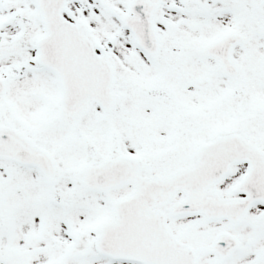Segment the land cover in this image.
<instances>
[{
  "label": "snow or ice",
  "instance_id": "6c2138e0",
  "mask_svg": "<svg viewBox=\"0 0 264 264\" xmlns=\"http://www.w3.org/2000/svg\"><path fill=\"white\" fill-rule=\"evenodd\" d=\"M0 264H264V0H0Z\"/></svg>",
  "mask_w": 264,
  "mask_h": 264
}]
</instances>
